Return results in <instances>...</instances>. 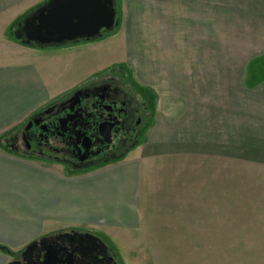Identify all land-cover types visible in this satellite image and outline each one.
Returning <instances> with one entry per match:
<instances>
[{"label":"rangeland","instance_id":"374dc122","mask_svg":"<svg viewBox=\"0 0 264 264\" xmlns=\"http://www.w3.org/2000/svg\"><path fill=\"white\" fill-rule=\"evenodd\" d=\"M180 1L115 0L119 22L114 31L95 41L35 46V54L27 62L42 80L63 91L56 99L105 74L121 72L127 88L146 108L136 146L143 144L152 130L185 133L193 122L205 121L211 130L207 135L209 151L198 163L193 162L200 186L188 232H198L196 243L205 237L214 246L208 250L238 243L244 249L248 246L249 253L253 246L254 258L246 261L264 264V257H259L264 255V58L260 67L251 70V63L264 57V4L261 0H201L200 7L206 10L197 11L195 0L186 5ZM5 22L0 20V66L7 65L8 55L22 57L23 52L14 42L10 26L1 25ZM184 99L190 102L184 103ZM184 108L188 114L182 113ZM23 120L24 115L17 114L13 122L2 121L0 141L20 128ZM162 136L173 139L170 134ZM2 153L12 155L0 148V160L6 157ZM2 173L0 170V192L6 197L0 195L5 198L0 200V212L3 205L8 206L12 197L7 196L13 191L39 187L34 180L28 184L23 174L13 170ZM16 228L19 230L0 225V247L20 243L39 231L27 230L24 224ZM96 235L120 264H144L140 254H149L126 250ZM165 235L164 241H170ZM203 245L202 252L206 251ZM4 261L0 253V264ZM150 263L147 259L146 264Z\"/></svg>","mask_w":264,"mask_h":264},{"label":"crops","instance_id":"0c3cea01","mask_svg":"<svg viewBox=\"0 0 264 264\" xmlns=\"http://www.w3.org/2000/svg\"><path fill=\"white\" fill-rule=\"evenodd\" d=\"M46 1L0 0V20H6L1 25H14ZM171 1L174 0H167ZM186 2L189 0H183V4ZM195 3L198 8L194 10L203 11L201 0ZM18 46L23 50L22 57L8 55L7 65L0 66V123L13 122L17 114L25 118L63 92L29 67L27 59L35 54V47ZM261 90L264 158V73ZM185 108L182 113L188 114ZM198 114L201 115L200 111ZM208 131H211L208 124L201 118L185 133H162L170 134L171 140L152 130L143 144L132 148L121 160L84 172H68L60 166L2 153L6 155L5 160H0L2 175L13 170L15 174H23L28 184L33 180L37 182L34 184L39 183V187L34 186L36 189L26 186L20 193L13 191L7 196L12 197L8 198V206L3 205L0 212V225L9 230H19L18 224H24L27 230L39 231L20 243L5 245L20 248L41 234L72 229L101 234L126 250L147 251L149 254H140L144 264L147 259L150 264L250 261L254 258L253 246L249 253L248 246L244 249L238 243L226 248L220 244L219 249L208 250L214 246L205 237L204 241L202 237L198 239L199 244L196 243L198 232H188L200 186L193 162L198 163L209 151ZM165 234L170 236V241L167 238L164 241ZM246 264L250 263L246 261Z\"/></svg>","mask_w":264,"mask_h":264},{"label":"flooded vegetation","instance_id":"af4514ba","mask_svg":"<svg viewBox=\"0 0 264 264\" xmlns=\"http://www.w3.org/2000/svg\"><path fill=\"white\" fill-rule=\"evenodd\" d=\"M12 32L28 41L19 24ZM133 94L121 72L105 74L26 116L7 136V149L14 156L68 171L119 161L136 144L145 115L146 108ZM0 253L6 258L3 264H120L105 241L84 230L46 233L18 249L0 247Z\"/></svg>","mask_w":264,"mask_h":264},{"label":"water","instance_id":"95a60500","mask_svg":"<svg viewBox=\"0 0 264 264\" xmlns=\"http://www.w3.org/2000/svg\"><path fill=\"white\" fill-rule=\"evenodd\" d=\"M118 22L115 0H47L16 23L21 27L20 33L36 44L23 42L17 32L14 38L27 47H58L67 42L100 39L102 31H114Z\"/></svg>","mask_w":264,"mask_h":264},{"label":"trees","instance_id":"16d2710c","mask_svg":"<svg viewBox=\"0 0 264 264\" xmlns=\"http://www.w3.org/2000/svg\"><path fill=\"white\" fill-rule=\"evenodd\" d=\"M116 6H117V4H116ZM17 22H18V21H17ZM17 22H16V23H17ZM16 23H15L14 25L10 26L11 30H13L14 26L16 25ZM16 42L19 43V41H16ZM19 44H20V43H19ZM263 58H264V57H262L261 59H258V60L255 59V60L251 63V68H252L251 70L254 71V68H255V70H256L257 67H260V64H261V61L263 60ZM261 65H264V61L262 62ZM263 73H264V71H263ZM3 140H5V141H3ZM3 140H2L3 142L0 141V143H3V144H0V146H1L0 148H3V150H7V146H6V144H5V143H6V140H7V137H4ZM135 146H136V144H135L133 147H135ZM133 147H132V148H133ZM132 148H130V150H131ZM128 151H129V150H128ZM128 151H127V152H128ZM6 152H7V151H6Z\"/></svg>","mask_w":264,"mask_h":264}]
</instances>
